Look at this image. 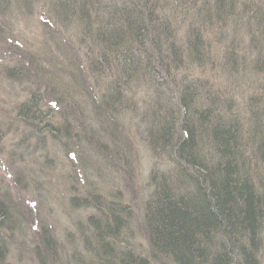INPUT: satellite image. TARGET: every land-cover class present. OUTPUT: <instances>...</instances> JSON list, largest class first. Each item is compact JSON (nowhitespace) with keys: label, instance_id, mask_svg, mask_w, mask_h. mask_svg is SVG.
Masks as SVG:
<instances>
[{"label":"trees","instance_id":"16d2710c","mask_svg":"<svg viewBox=\"0 0 264 264\" xmlns=\"http://www.w3.org/2000/svg\"><path fill=\"white\" fill-rule=\"evenodd\" d=\"M0 89V264H264V0H0Z\"/></svg>","mask_w":264,"mask_h":264},{"label":"rangeland","instance_id":"374dc122","mask_svg":"<svg viewBox=\"0 0 264 264\" xmlns=\"http://www.w3.org/2000/svg\"><path fill=\"white\" fill-rule=\"evenodd\" d=\"M36 22V23H35ZM32 23L34 24V28H31L30 34H39V29L37 25L39 23L36 20H33ZM22 30L24 29L23 26H21ZM25 32H28L24 30ZM31 37V36H30ZM0 93L3 96L5 100L8 99L10 94H7L4 92V90L0 89ZM57 145V144H56ZM55 144H50L48 147V156H37L35 158V162L40 165H44L47 167L45 176H53L54 178L60 179V175L62 172L66 173L68 172L67 164L71 162L66 156H65V150L64 148L59 145L56 146ZM8 149L9 146H8ZM24 156V155H22ZM2 161H5L6 163L9 162L10 166V173L8 174L7 172H3L2 175H4L5 182L8 185L9 189H12L13 186V177H14V172L17 167L7 155H5L4 158H0V165ZM18 164V163H17ZM49 164V165H47ZM12 166V167H11ZM23 167V166H22ZM25 167L31 168L33 165H31V162L27 163ZM150 165H149V159L148 158H140L139 160V173H140V183L142 185L146 184V172L149 170ZM35 169H39V166H36ZM42 179V178H41ZM57 192V193H56ZM46 194H48V203L43 204L41 200L35 199L33 196H35L34 193L30 195L28 192L23 193L22 196L18 192L16 194V203L18 205V210L20 211L21 215H24L28 220H30L32 217H35L32 221V224L34 226L33 231H39L44 229L45 227L49 228L50 230L54 231L55 233L57 232L58 235H60V231H65V229L68 227L67 224V206H68V188L64 187L61 183L57 186L55 189V192L53 189H49ZM139 196H141L140 193H138ZM35 200V201H33ZM26 201L34 202L30 207H34V209H30L29 205L27 204ZM37 201V202H36ZM138 237V236H137ZM11 250H13L11 254V259L13 260L12 262L16 264V261L19 260V256L22 253V249L19 247H13ZM24 259V258H23Z\"/></svg>","mask_w":264,"mask_h":264}]
</instances>
